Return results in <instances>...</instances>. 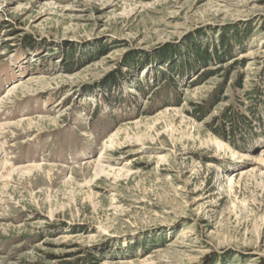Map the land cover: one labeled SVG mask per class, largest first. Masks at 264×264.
Wrapping results in <instances>:
<instances>
[{
	"label": "rangeland",
	"instance_id": "obj_1",
	"mask_svg": "<svg viewBox=\"0 0 264 264\" xmlns=\"http://www.w3.org/2000/svg\"><path fill=\"white\" fill-rule=\"evenodd\" d=\"M0 264H264V0H0Z\"/></svg>",
	"mask_w": 264,
	"mask_h": 264
},
{
	"label": "trees",
	"instance_id": "obj_2",
	"mask_svg": "<svg viewBox=\"0 0 264 264\" xmlns=\"http://www.w3.org/2000/svg\"><path fill=\"white\" fill-rule=\"evenodd\" d=\"M191 58H194V61L190 62L189 59H184L186 60L184 63V69H180L182 70L181 73L183 72V74H181L182 76H185L186 73L188 72H193L196 71V69L198 68V66H209L210 63L212 62V57L216 60H218V62H226L229 60V58L232 57V51H231V46L230 44L227 42V40H225L220 46H213V50H211V46L207 45V44H202V45H195L193 44L192 47V55L190 56ZM176 65V63H175ZM224 87H222V91H220L223 93ZM173 91H171L170 93L173 94L171 96H167L169 98H167L165 100L166 105H175V104H180V93L179 90L176 91L174 89H172ZM215 96V95H214ZM213 96V99L210 101V105H214L217 102H219L220 100V96L221 95H216L215 97ZM107 100V99H106ZM237 106H238V102L236 101ZM233 107L230 105L229 107H226V109H224L225 111L223 113H221V115H219V119L216 117V121H215V125L220 122L221 125L218 129L213 130V128H211V130L215 131V133H217V135L219 137H222L223 139H227L229 141H231L230 139H233L236 133V118L237 116H234L233 118V114H235L234 110L232 109ZM232 116V117H231ZM224 118V119H223ZM235 119V120H234ZM244 123L245 125H248L251 123L250 120H246L244 119ZM232 125V126H231ZM246 140L244 138L241 139V143L245 142ZM233 145H235V148H240V145L237 144V142H231Z\"/></svg>",
	"mask_w": 264,
	"mask_h": 264
},
{
	"label": "bare ground",
	"instance_id": "obj_3",
	"mask_svg": "<svg viewBox=\"0 0 264 264\" xmlns=\"http://www.w3.org/2000/svg\"><path fill=\"white\" fill-rule=\"evenodd\" d=\"M248 54H243V56H247ZM118 136V132H116L112 137H111V141L113 142V139H114V137L116 138ZM216 144L218 145V146H221V144L222 145H224V143H222L221 141H219V140H217L216 139ZM159 164V163H158ZM161 167V165L159 164L158 166H157V168H160ZM30 169V168H29ZM28 170V169H27ZM97 176L99 177V176H102V174H104V173H109V172H107L106 171V167H105V165H102V164H98V167H97ZM111 170V172H113V173H115L116 171H117V169L116 168H112V169H110ZM28 173H31L32 172V169H30L29 171H27ZM121 172V171H120ZM112 173V174H113ZM118 174V173H117ZM114 176V175H113ZM118 178V177H117Z\"/></svg>",
	"mask_w": 264,
	"mask_h": 264
}]
</instances>
